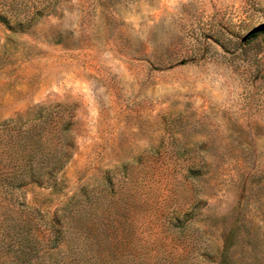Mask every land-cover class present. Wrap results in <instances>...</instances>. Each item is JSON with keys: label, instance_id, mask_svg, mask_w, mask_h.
<instances>
[{"label": "rangeland", "instance_id": "374dc122", "mask_svg": "<svg viewBox=\"0 0 264 264\" xmlns=\"http://www.w3.org/2000/svg\"><path fill=\"white\" fill-rule=\"evenodd\" d=\"M0 264H264V0H0Z\"/></svg>", "mask_w": 264, "mask_h": 264}]
</instances>
